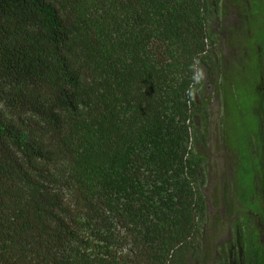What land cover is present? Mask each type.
<instances>
[{
  "label": "trees",
  "instance_id": "16d2710c",
  "mask_svg": "<svg viewBox=\"0 0 264 264\" xmlns=\"http://www.w3.org/2000/svg\"><path fill=\"white\" fill-rule=\"evenodd\" d=\"M263 35L264 0H0V264H264ZM202 74L238 123L212 249Z\"/></svg>",
  "mask_w": 264,
  "mask_h": 264
},
{
  "label": "rangeland",
  "instance_id": "374dc122",
  "mask_svg": "<svg viewBox=\"0 0 264 264\" xmlns=\"http://www.w3.org/2000/svg\"><path fill=\"white\" fill-rule=\"evenodd\" d=\"M230 23V25H232ZM235 25V24H234ZM264 37V35H263ZM257 39H251L252 47L254 46L255 53L258 51L264 52V47L257 43ZM223 44V42H221ZM248 44V43H247ZM223 52L224 46L219 47ZM237 51L242 52V49L239 48ZM246 57H244L243 53L234 52L231 56V66L229 72H236L237 77H242L243 72L239 71L242 63H245ZM253 60V59H252ZM204 73V72H202ZM239 74V75H238ZM238 80V78H236ZM202 88L198 92V99H201L205 104H208V110L210 113V137H209V145L208 150L205 152L206 157L208 159V174H207V184L205 188V197L207 201V210H208V233H207V244L210 249L213 248V245L222 239L226 238L225 231L227 223L219 217L224 212L223 203L221 200V192L222 188H226V183L231 182V178L234 176V170L232 168L235 164V156L227 148L224 146V137L223 133L228 134L230 139H233V130L236 125H238L237 121L234 118L227 114L224 119V130L221 128L220 122V111L218 105V99L214 93L213 87L206 82L205 74L200 76ZM247 87L250 86V81L247 82ZM251 100L246 101L244 103L245 107H249ZM244 128L248 132L255 130L256 125L255 121L251 115V113L244 112ZM221 129V130H220ZM223 131V132H222ZM234 169V168H233ZM231 177V178H230ZM231 188H233L232 183L230 184ZM225 215V213H224ZM221 218V219H220ZM221 228V230H220ZM228 239V238H227ZM226 239V240H227ZM208 262H191V264H207Z\"/></svg>",
  "mask_w": 264,
  "mask_h": 264
}]
</instances>
